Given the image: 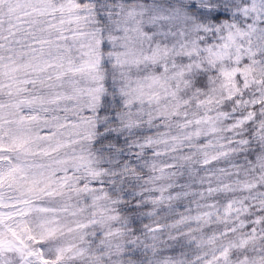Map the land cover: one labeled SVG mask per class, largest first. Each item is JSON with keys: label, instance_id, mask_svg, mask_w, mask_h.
Masks as SVG:
<instances>
[{"label": "snow or ice", "instance_id": "1", "mask_svg": "<svg viewBox=\"0 0 264 264\" xmlns=\"http://www.w3.org/2000/svg\"><path fill=\"white\" fill-rule=\"evenodd\" d=\"M0 264H264V0H0Z\"/></svg>", "mask_w": 264, "mask_h": 264}]
</instances>
